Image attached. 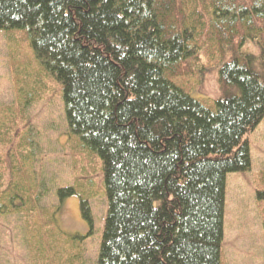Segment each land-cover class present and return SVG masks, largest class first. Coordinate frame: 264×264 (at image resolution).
<instances>
[{"label":"trees","instance_id":"1","mask_svg":"<svg viewBox=\"0 0 264 264\" xmlns=\"http://www.w3.org/2000/svg\"><path fill=\"white\" fill-rule=\"evenodd\" d=\"M0 30L26 32L63 85L68 133L101 159L97 264H223L227 177L251 170L246 134L264 119V0H0ZM201 51L224 91L212 104L182 83L205 69ZM17 129L0 127V214L26 204L5 170L28 158ZM80 205L89 237V199Z\"/></svg>","mask_w":264,"mask_h":264},{"label":"rangeland","instance_id":"2","mask_svg":"<svg viewBox=\"0 0 264 264\" xmlns=\"http://www.w3.org/2000/svg\"><path fill=\"white\" fill-rule=\"evenodd\" d=\"M243 50L256 55L261 71V48L247 42ZM199 60L205 69L182 83L212 104L224 94L219 73L202 51ZM230 90L241 92L238 86ZM62 93V83L41 64L26 32L0 30V127L14 125L30 142L28 158L15 163L16 172L10 163L5 167L8 179L26 184V204L0 214V264H97L107 212L102 162L68 133ZM246 138L252 168L227 177L223 264H264V195H258L264 192V119ZM62 187H73L74 195L61 201L57 190ZM36 197L33 207L30 200ZM82 198L89 199L93 214L89 237Z\"/></svg>","mask_w":264,"mask_h":264}]
</instances>
